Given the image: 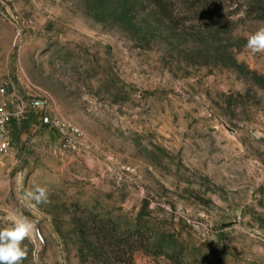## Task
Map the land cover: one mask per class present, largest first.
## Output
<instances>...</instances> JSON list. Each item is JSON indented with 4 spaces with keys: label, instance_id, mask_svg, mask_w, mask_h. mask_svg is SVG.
<instances>
[{
    "label": "rangeland",
    "instance_id": "rangeland-1",
    "mask_svg": "<svg viewBox=\"0 0 264 264\" xmlns=\"http://www.w3.org/2000/svg\"><path fill=\"white\" fill-rule=\"evenodd\" d=\"M260 27L264 0H1L0 228L36 221L23 264H264Z\"/></svg>",
    "mask_w": 264,
    "mask_h": 264
},
{
    "label": "clouds",
    "instance_id": "clouds-1",
    "mask_svg": "<svg viewBox=\"0 0 264 264\" xmlns=\"http://www.w3.org/2000/svg\"><path fill=\"white\" fill-rule=\"evenodd\" d=\"M246 48L252 53H264V27L247 37ZM29 201L37 205L49 203V191L44 186H35L25 192ZM37 231L36 221L22 214L11 213L7 226L0 228V264H23L29 254L25 243Z\"/></svg>",
    "mask_w": 264,
    "mask_h": 264
},
{
    "label": "built area",
    "instance_id": "built-area-1",
    "mask_svg": "<svg viewBox=\"0 0 264 264\" xmlns=\"http://www.w3.org/2000/svg\"><path fill=\"white\" fill-rule=\"evenodd\" d=\"M5 107V104L0 107V154L7 153L10 149V143L7 139V126L9 122V115L6 113ZM43 123L45 126L51 125V121L48 117H45L43 119ZM60 126L62 128V135H66L65 129H67V131L70 130L73 133L76 132L74 128H72L70 125H67L66 123H63Z\"/></svg>",
    "mask_w": 264,
    "mask_h": 264
},
{
    "label": "trees",
    "instance_id": "trees-1",
    "mask_svg": "<svg viewBox=\"0 0 264 264\" xmlns=\"http://www.w3.org/2000/svg\"><path fill=\"white\" fill-rule=\"evenodd\" d=\"M153 4L161 6L164 0H150Z\"/></svg>",
    "mask_w": 264,
    "mask_h": 264
}]
</instances>
